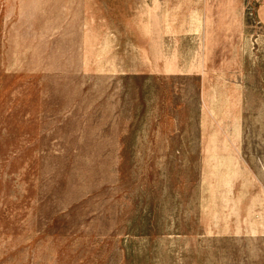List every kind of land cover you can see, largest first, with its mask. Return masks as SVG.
I'll return each mask as SVG.
<instances>
[{
	"label": "rangeland",
	"instance_id": "obj_1",
	"mask_svg": "<svg viewBox=\"0 0 264 264\" xmlns=\"http://www.w3.org/2000/svg\"><path fill=\"white\" fill-rule=\"evenodd\" d=\"M0 264H264V0H0Z\"/></svg>",
	"mask_w": 264,
	"mask_h": 264
}]
</instances>
